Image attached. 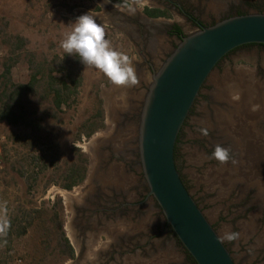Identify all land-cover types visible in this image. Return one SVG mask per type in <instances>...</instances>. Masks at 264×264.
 <instances>
[{"label": "rangeland", "instance_id": "374dc122", "mask_svg": "<svg viewBox=\"0 0 264 264\" xmlns=\"http://www.w3.org/2000/svg\"><path fill=\"white\" fill-rule=\"evenodd\" d=\"M250 1L251 4L264 6V0ZM124 2L125 6L118 4L113 6L114 2L111 0H0V93L3 89L7 65L12 66L10 78L15 85L28 84L32 75L40 69L42 75H45L44 81H40L36 91L22 99L28 110L26 116L32 122H36V126L29 127L23 122L22 125L13 126L7 121H0V226L5 227L4 233H0V264H77V261L72 260L68 255L65 239H69L73 245L72 207L73 203L79 202L86 194L88 183L86 181L72 191L65 190L62 188L64 173L70 166L79 164L80 154L89 158L88 166L95 163L94 154L97 147H100L106 138L113 137L119 116L117 112V115L111 113V110L115 108L124 112L122 110L130 109L134 112L131 107L142 108L152 82V75H149L138 92L134 89L141 83L134 87H116L96 69L85 67L78 57L65 54L60 47V41L65 33L71 30L77 17L89 13L105 28L106 38L112 42L113 47L129 55L136 68L135 63L142 60L138 48L118 27L116 19L122 14H141L147 8H164V2L157 0H140L139 3L137 0H124ZM234 2L239 3L238 0H191L190 5L193 8L190 9L209 21L210 17L218 18L226 6ZM172 12L173 17L170 15L167 20L155 19L153 24H176L185 34L197 31L186 22L178 10L173 9ZM179 43L178 39L170 38L166 34L159 38L157 45L165 51L162 50L161 61H157L156 68L161 67ZM168 44H172V47ZM62 66L65 74L73 72L74 76L81 80L78 96L69 103L70 105L57 110L53 96L46 95L44 90L49 83L51 69L56 70L53 73L56 78H63V73L58 70ZM218 77L223 79V76H218V71L213 72L206 86L216 82ZM227 78L225 77L223 82L229 87L230 81ZM70 84L72 85L71 82ZM204 92L206 93L207 89ZM99 112L101 117L96 118ZM91 123L98 126V130L88 138L86 125ZM138 127L139 125L135 123L132 127L134 131L131 130L129 133L130 145L124 146L121 142L122 138L117 139L115 146L119 148L113 147L116 148L114 149L116 153L123 149L137 150ZM198 131L199 128L191 130L190 140L199 139ZM191 142L184 149L200 156L198 144ZM104 144L114 146L110 141H104ZM45 155L49 158L47 165L38 167L34 158H44ZM181 158L182 151L178 164L182 172L188 176L186 181L192 195L198 200L211 196L210 184H207L209 187H205L206 190L199 186L198 178L201 176V170L196 166H185ZM142 174V169L139 167L138 176L143 180ZM205 181L210 182L211 177ZM143 195L145 190L140 191V196ZM205 199L201 200V205L213 220V216L224 208L220 206L223 202L213 204V198L204 201ZM140 212L137 220L135 218L133 222H128L125 219L123 226L119 225L118 228V231H122L125 235H139L136 240L139 241L136 252L140 257L138 260L141 261L129 264H148L143 259L145 250L142 245L147 242V235L160 234L166 220L157 207L152 210L145 206ZM218 227L225 236L228 232L230 234L229 221H223ZM262 233L258 234L259 237L255 238V241H263ZM160 239H155V249L152 254L154 262L150 264L182 263L185 259L183 248L177 246L174 241L163 247ZM108 245L110 239L103 237L94 246L91 254ZM126 248L133 249L129 246ZM241 248L243 246H233L236 257H247L251 264H253L252 260L264 261V257L258 251L250 257ZM129 258L130 256H127V260H131Z\"/></svg>", "mask_w": 264, "mask_h": 264}, {"label": "flooded vegetation", "instance_id": "af4514ba", "mask_svg": "<svg viewBox=\"0 0 264 264\" xmlns=\"http://www.w3.org/2000/svg\"><path fill=\"white\" fill-rule=\"evenodd\" d=\"M157 1L164 2V8H159L168 11L171 16L173 9L178 10L186 22L197 30L202 26H212L224 19L252 11L264 13L263 5L251 4L250 0H238V4L235 2L228 4L218 18L217 16L210 17L211 19L207 21L190 9L193 8L190 5L191 0ZM144 14L150 16L146 12ZM116 20L118 27L138 48L139 56L142 58L140 62L135 63L136 74L141 83L134 89L138 92L149 75L153 76L158 69L156 68L157 61H161V52L165 51L157 45L159 38L166 34L170 38L181 41L186 34L179 25L153 24L143 19L139 13L122 14ZM177 27L181 29V33L177 32ZM168 46L172 47V44ZM243 61L246 62L243 63ZM215 71H218V76H223V79L228 77L229 87L225 86L223 79L219 77L216 82L207 87V80L179 135L176 162L190 193L191 188L186 181L188 176L182 172L178 164L180 151H182L181 159L185 166H196L201 170V176L198 178L199 186L206 190L205 187H209L207 184H210L212 188L211 196L202 199L207 201L211 197L213 204L223 202L220 206L224 208L211 220L201 205L202 199L198 200L192 193L191 195L230 250L235 263L251 264L247 257H236L233 246H243L241 250L244 249L250 257L253 253L256 254L255 251L264 257V239L262 242L255 241V238L259 237L258 234L261 232H263L262 235L264 234V45L249 44L237 48L217 65ZM205 89H207L206 93ZM136 107H131L134 112L130 109L122 110L124 112L115 108L111 110V113L119 116L113 137L106 138L100 144L101 146L97 147L94 154L95 163L88 166L87 178L84 181L88 183L86 194L79 202L73 203L72 237L74 243L72 246L75 250L74 259L77 264H129L135 261L139 263L141 260H138L140 257L136 252L139 246V241L136 240L139 235H125L122 231H118L119 225L123 226L125 219L128 222H133L135 218L137 220L141 213L140 209L145 206L152 210L157 207L163 214L156 200L149 194L150 189L144 175L142 174V178L145 182L139 179V167L142 169L139 146L137 150L132 148L123 149L118 153L114 151L119 148L115 146L118 138H122L121 142L124 146L130 145L129 133L131 130L134 131L132 127L135 123L140 125L142 108ZM196 128H199L200 137L197 140H190L191 130ZM200 129H207L208 135H202ZM104 141H110L114 146L104 144ZM190 141L198 144L200 156L184 149ZM216 144L231 147L237 163L233 165L229 162L221 165L216 160L210 159ZM113 147L116 148L113 149ZM209 177L211 181H205ZM143 190H145V195L141 197L140 191ZM225 220L231 225L230 234H237L235 239H226L219 229L218 225ZM230 234L228 232L227 235ZM103 237L110 239V245L91 254L94 246ZM146 238L147 242L142 245L145 250L143 259L146 263L154 262L152 254L155 249V239L161 238L163 247H166L170 241H174L177 246L183 248L185 259L180 264H193L166 220L160 234H149ZM127 246L133 249L130 250L126 248ZM127 256H130L131 260H127ZM252 262L253 264L264 263L262 259L252 260Z\"/></svg>", "mask_w": 264, "mask_h": 264}, {"label": "water", "instance_id": "95a60500", "mask_svg": "<svg viewBox=\"0 0 264 264\" xmlns=\"http://www.w3.org/2000/svg\"><path fill=\"white\" fill-rule=\"evenodd\" d=\"M264 45V13L237 15L186 34L152 76L140 115L139 154L150 196L196 264H236L186 187L176 162L179 135L204 85L232 51Z\"/></svg>", "mask_w": 264, "mask_h": 264}, {"label": "trees", "instance_id": "16d2710c", "mask_svg": "<svg viewBox=\"0 0 264 264\" xmlns=\"http://www.w3.org/2000/svg\"><path fill=\"white\" fill-rule=\"evenodd\" d=\"M112 1L118 5L125 6L124 0ZM145 11L153 18L170 17L168 11H163L161 9L147 8ZM176 29L178 33L182 32L179 27H177ZM11 69V65H7L5 69L3 89L0 93V121H7L8 124L13 126L22 125L21 122H23V124L29 127H35L36 122H32L31 120H29V117L26 116L28 115V110L26 103H24L22 99L27 94H31L36 91L37 86L40 84V81H44L45 75H42V69H40L32 75L31 81L28 84L15 85L10 78ZM58 70L59 72L63 73V78H56L53 75L56 70L51 69L50 75L48 77L49 83L44 91L46 95L53 96L54 105L57 110H60L63 108V106L70 105L69 103L78 96V89L81 79H78V77L74 76L73 72H67L65 74V69L63 66ZM70 82L72 83V85L70 84ZM100 117L101 112L96 115V118ZM86 126L88 129L87 137L90 138L98 130V126H96L94 123ZM80 157L81 159L79 161V164L70 166L69 169L64 173V184L62 185V188H64L65 190L71 191L74 187L83 183L87 178L89 158H87L83 154H80ZM48 159V156L45 155L44 158H34V162L38 167H41V165L46 166ZM65 244L69 257L71 259H74L75 250L69 239H65ZM188 255L192 260V263L196 264L195 260L190 256V254Z\"/></svg>", "mask_w": 264, "mask_h": 264}, {"label": "clouds", "instance_id": "9594fccd", "mask_svg": "<svg viewBox=\"0 0 264 264\" xmlns=\"http://www.w3.org/2000/svg\"><path fill=\"white\" fill-rule=\"evenodd\" d=\"M139 2L140 0H137V3ZM60 47L65 54L78 57L85 67L94 68L102 73L116 87H134L139 83L132 59L113 47L112 42L106 38L105 28L89 13L75 19L71 30L61 39ZM200 131L202 135H208L207 129ZM210 159L221 165L237 163L231 147L221 144L214 146ZM4 231L5 227L0 226V233ZM236 235L232 233L227 235L226 239H235Z\"/></svg>", "mask_w": 264, "mask_h": 264}, {"label": "crops", "instance_id": "0c3cea01", "mask_svg": "<svg viewBox=\"0 0 264 264\" xmlns=\"http://www.w3.org/2000/svg\"><path fill=\"white\" fill-rule=\"evenodd\" d=\"M112 1V0H111ZM112 5L113 6H115V3H112ZM145 10V9H144ZM146 12V11H145ZM144 11L141 13V15H142V18L143 19H145L146 21H148V22H153V21H155V19H166V18H152V17H150V16H147L146 14H144L145 13ZM167 20V19H166Z\"/></svg>", "mask_w": 264, "mask_h": 264}]
</instances>
